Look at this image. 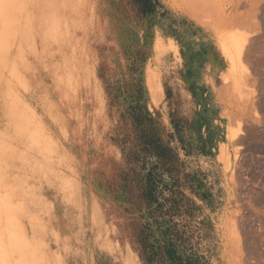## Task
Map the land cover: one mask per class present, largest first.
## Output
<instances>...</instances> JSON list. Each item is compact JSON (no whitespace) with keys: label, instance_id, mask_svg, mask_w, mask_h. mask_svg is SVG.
<instances>
[{"label":"rangeland","instance_id":"374dc122","mask_svg":"<svg viewBox=\"0 0 264 264\" xmlns=\"http://www.w3.org/2000/svg\"><path fill=\"white\" fill-rule=\"evenodd\" d=\"M231 1L100 0L113 127L76 264H264V0ZM202 28L229 67L205 98L180 62Z\"/></svg>","mask_w":264,"mask_h":264},{"label":"clouds","instance_id":"9594fccd","mask_svg":"<svg viewBox=\"0 0 264 264\" xmlns=\"http://www.w3.org/2000/svg\"><path fill=\"white\" fill-rule=\"evenodd\" d=\"M100 0H0V264H76L113 127Z\"/></svg>","mask_w":264,"mask_h":264},{"label":"crops","instance_id":"0c3cea01","mask_svg":"<svg viewBox=\"0 0 264 264\" xmlns=\"http://www.w3.org/2000/svg\"><path fill=\"white\" fill-rule=\"evenodd\" d=\"M231 9L234 11H249V5L240 0H232ZM199 40L192 50V57L180 59L181 64L187 65L188 72L193 77L194 84L201 88L203 98L210 97L215 89V83L222 79L228 69L227 58L218 43L214 33L206 28L199 29ZM184 61V63H183ZM183 66V65H182ZM185 70V68H183Z\"/></svg>","mask_w":264,"mask_h":264},{"label":"bare ground","instance_id":"6f19581e","mask_svg":"<svg viewBox=\"0 0 264 264\" xmlns=\"http://www.w3.org/2000/svg\"><path fill=\"white\" fill-rule=\"evenodd\" d=\"M240 43H242V42H240ZM243 44H244V43H242V45H243ZM234 45H235V44H234ZM242 45H241V46H242ZM231 46H232V45H231ZM239 47H240V46H239ZM223 48H224V47H223ZM227 50H228V49H227ZM227 50H226V53H227L228 58H229V60H230V62H231V65L234 66V64H233L234 60H233V59L235 58V57H234L235 55L233 56L232 53H229ZM223 52H224V51H223ZM233 54H234V53H233ZM233 57H234V58H233ZM228 68H229V67H228ZM153 81H154V80H153ZM154 83H155V81H154Z\"/></svg>","mask_w":264,"mask_h":264},{"label":"trees","instance_id":"16d2710c","mask_svg":"<svg viewBox=\"0 0 264 264\" xmlns=\"http://www.w3.org/2000/svg\"><path fill=\"white\" fill-rule=\"evenodd\" d=\"M143 2H144V4H145V6L146 7H148L149 6V4H150V0H142ZM145 12H150V10H146Z\"/></svg>","mask_w":264,"mask_h":264}]
</instances>
